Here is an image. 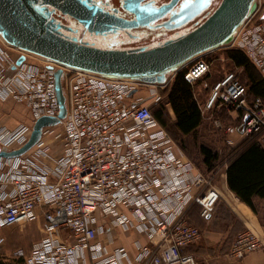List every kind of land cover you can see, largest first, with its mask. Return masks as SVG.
Instances as JSON below:
<instances>
[{
    "label": "built area",
    "instance_id": "built-area-1",
    "mask_svg": "<svg viewBox=\"0 0 264 264\" xmlns=\"http://www.w3.org/2000/svg\"><path fill=\"white\" fill-rule=\"evenodd\" d=\"M263 14L264 0H257L254 13L222 47L242 51L264 78ZM11 50L16 58L0 43V100L26 105L31 121L0 123V150L7 152L28 143L39 119L60 113L55 71L61 66ZM20 55L26 60L17 65ZM211 65L197 56L179 69L186 67L184 79L191 86L208 90L199 105L202 118L211 120L225 146L236 147L235 136L255 137L264 149V98L250 97L249 87L233 71L209 83ZM63 69L66 118L43 127L27 153L0 154V253L8 230L42 217L43 238L29 251L12 252L9 258L16 264H152L157 252L163 264H199L186 249L201 240L202 231L187 214L193 205L201 208L202 218L214 212L220 169H199L159 123L151 107L160 100V85L144 95L146 83ZM108 219L145 237V243L136 242L135 256L124 247L111 248L112 226L102 239V221ZM261 250L262 238L246 229L229 255L242 261Z\"/></svg>",
    "mask_w": 264,
    "mask_h": 264
},
{
    "label": "water",
    "instance_id": "water-1",
    "mask_svg": "<svg viewBox=\"0 0 264 264\" xmlns=\"http://www.w3.org/2000/svg\"><path fill=\"white\" fill-rule=\"evenodd\" d=\"M141 1L136 0L137 5ZM208 2L205 0L196 11H192V7L184 8L180 13L183 14V21L168 28H180L194 19L209 6ZM256 6L257 0H221L202 23L175 39L152 47L120 49L113 46L97 47L81 38L63 34L62 30L68 28L56 20V11L73 17L83 25L84 31L96 35L113 27L132 28L138 25L126 24L103 13L90 0H0V36L3 41L13 48L61 66L55 71V88L60 107L58 117L39 119L26 145L11 152L0 150V154L17 157L27 153L40 139L43 127L57 125L66 118L63 68L107 78L162 85L167 83L171 74L195 57L230 43L237 29L254 13ZM133 12L137 20L145 18L147 14L139 9ZM25 60L26 56L20 55L16 64L20 65Z\"/></svg>",
    "mask_w": 264,
    "mask_h": 264
},
{
    "label": "trees",
    "instance_id": "trees-1",
    "mask_svg": "<svg viewBox=\"0 0 264 264\" xmlns=\"http://www.w3.org/2000/svg\"><path fill=\"white\" fill-rule=\"evenodd\" d=\"M226 55L236 67L244 69L246 82L239 79L249 87V96L264 98V78L246 55L235 49L227 51ZM184 73V70L178 73L167 93L166 101H160L158 108L151 107V110L159 123L169 132L166 112L161 104L167 109L171 108L175 114L174 129L177 134L185 136L194 133L203 118L191 85L184 79ZM221 148L222 154L219 153L220 147L214 150L207 145H200V153L206 167L204 171L210 172L219 165H226L229 187L244 203L255 210L253 196L264 197V149L255 137L242 140L236 147L224 145Z\"/></svg>",
    "mask_w": 264,
    "mask_h": 264
},
{
    "label": "crops",
    "instance_id": "crops-1",
    "mask_svg": "<svg viewBox=\"0 0 264 264\" xmlns=\"http://www.w3.org/2000/svg\"><path fill=\"white\" fill-rule=\"evenodd\" d=\"M9 102L12 101L0 100V108L4 105H8ZM16 109H20L22 113ZM8 110L10 111V116L7 117L11 118L13 121H15L14 117L17 118L21 116L24 119L20 122L16 121L15 125L19 123L27 124L30 122V118H28L30 111L26 105L16 103L14 107L9 108ZM3 115L4 114L0 112V119L5 118ZM8 122H10V120ZM0 123L8 125L13 122L7 124L5 121L0 120ZM214 131L217 136H222L215 129ZM235 139L237 140V143L242 142V139L240 140L239 137L235 136ZM227 169L228 167L226 165L222 166L217 175L216 188L220 193V199L215 214L202 218L200 215L201 208H198L199 211L197 212L196 207H194L195 205L190 208L187 214V218L190 222L192 220L198 222V224H206L205 233L201 240L186 249V252L195 255L199 264H225V259H231L229 252L234 240L240 232L246 229L255 231L264 242V197L253 196L252 202L255 210L249 207L229 187ZM39 213L40 210L38 211V214ZM97 216H100V214L98 213ZM38 220L42 222L43 227L42 217H39ZM212 220L214 221L215 226L210 228ZM102 223V239L105 238V232L109 226H112V231L117 232V234H124L131 238L130 246L120 244L118 246L111 245V248L124 247L129 251L131 256H135L138 252L136 242H146L145 237L136 232H125L113 222L111 223V220L109 219L107 221H102ZM40 232L42 233V237L37 241L41 240L44 236L42 228ZM37 241L33 242L28 249H22L29 251L32 248V245ZM231 260L233 261V264H264V250L254 252L242 261ZM134 264L138 263L134 262Z\"/></svg>",
    "mask_w": 264,
    "mask_h": 264
},
{
    "label": "rangeland",
    "instance_id": "rangeland-1",
    "mask_svg": "<svg viewBox=\"0 0 264 264\" xmlns=\"http://www.w3.org/2000/svg\"><path fill=\"white\" fill-rule=\"evenodd\" d=\"M220 2L221 0L218 1V4H220ZM95 40H98L97 41L98 44L94 46L102 48V46L99 44L100 40L99 39H95ZM0 43L14 58L17 57L18 55L17 52L11 50V49L16 50V48L9 46L5 42L4 43L6 45H4L1 39H0ZM154 45H157V44H154ZM135 46H138V44ZM232 49L234 48L219 47L213 51H209V52L199 55L200 58L208 62H211L212 64L211 65V75L208 78L209 83L216 82L224 75V73L230 72V71L236 72L239 78H241L244 82H246V74H245L244 69L236 67L235 64L226 55L227 51L232 50ZM33 61L43 64L45 60L39 59L38 57H34ZM188 66L190 67L191 65H188ZM184 69H186V67L183 68V70ZM183 70L182 69L178 70L177 72L169 76L168 80H171L170 84L165 83V84L160 85L161 87L158 86L156 88L158 96L160 97V100L152 103L153 108H158L159 106L158 103L160 101H166V96H167L169 89L173 85L178 73H180ZM153 85H157V84H148L142 87L141 93L144 95H151L153 93L152 88L155 87ZM202 87L203 86L201 84H196L194 86H191L194 98L196 99L197 97L198 105L202 104L205 101V97L207 96V92H208V90H204ZM9 101H12V100H9ZM16 103L17 102L12 101V102H9L8 105H4L3 106L4 108L3 107L0 108V112H2L4 114L3 116H5V118H1L0 120L5 121L7 124L13 122L11 124H8L9 126H15L16 121L20 122L24 120L23 117L21 116L17 118L13 116L15 121H13L11 118H8L10 116V111L8 109L11 107H14ZM161 106L165 109V112H166L165 114H166L167 122L169 125V133L171 134L173 139L176 141V143L180 146V148L183 150L185 155L198 168L204 171L206 167L203 164V157L200 153V145L202 144L207 145L214 150H216L219 147L220 149H222L221 147L224 146V142H223L224 140L222 136L216 135L213 129L211 120H209L208 118L202 119L201 125L194 133L185 135V136L181 134H177L174 129V119H175L174 112L172 111L171 108L167 109L163 104H161ZM16 110L21 112L20 109H16ZM28 115H29L28 118H30V121H31L30 113ZM9 120L10 122H8ZM239 139L241 140L240 137ZM222 166L223 165H219L217 168L221 169ZM217 206L218 204L216 205V208L214 212L212 213V215L215 214L217 210ZM194 207H196V211L198 212L199 211L198 208L200 207L198 205H195ZM191 222H193V224H195L201 229L202 237H203L205 233L204 231L206 228V224L204 225L198 224V222L192 221V220ZM214 226L215 224H214V221L212 220V222L210 223V228H213ZM41 228H42V222L36 219L21 229L12 228L8 230L7 234L9 236V241L7 242L4 250L0 253V264H16L15 261L9 258V255H11V253L17 248L28 249V247L33 242L37 241L39 238L42 237V233L40 232ZM112 234L115 238V242L112 244L113 246H118L120 244H126L127 246L131 245V238L127 237L126 235L117 234V232H114V231H112ZM152 264H163L162 258H161V252H157L156 256L154 257L152 261ZM225 264H233V261L231 259H225Z\"/></svg>",
    "mask_w": 264,
    "mask_h": 264
},
{
    "label": "flooded vegetation",
    "instance_id": "flooded-vegetation-1",
    "mask_svg": "<svg viewBox=\"0 0 264 264\" xmlns=\"http://www.w3.org/2000/svg\"><path fill=\"white\" fill-rule=\"evenodd\" d=\"M90 1L92 5L98 6L103 13L123 20L126 24L135 23L138 25L132 28L113 27L96 35L84 31L83 25L73 17L56 11L54 13L56 20L68 28L62 30L63 34L72 38H81L82 41L91 45L98 44V40L95 39H99L102 48L113 46L120 49L152 47L155 46L154 44L175 39L202 23L219 5V0H209V6L194 19L183 24L180 28L169 29L168 27L183 21V14L180 13L184 8L192 7V11H196L202 3H205V0H143L138 5L136 0ZM138 9L147 13L145 18L136 19L133 10L137 11ZM134 44H138V46Z\"/></svg>",
    "mask_w": 264,
    "mask_h": 264
},
{
    "label": "bare ground",
    "instance_id": "bare-ground-1",
    "mask_svg": "<svg viewBox=\"0 0 264 264\" xmlns=\"http://www.w3.org/2000/svg\"><path fill=\"white\" fill-rule=\"evenodd\" d=\"M0 39H2L1 36H0ZM2 40H3V39H2Z\"/></svg>",
    "mask_w": 264,
    "mask_h": 264
}]
</instances>
